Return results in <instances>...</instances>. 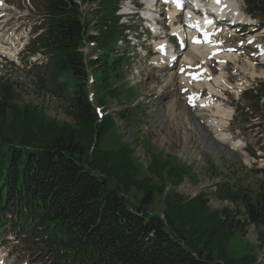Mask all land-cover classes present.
<instances>
[{"label":"trees","instance_id":"trees-1","mask_svg":"<svg viewBox=\"0 0 264 264\" xmlns=\"http://www.w3.org/2000/svg\"><path fill=\"white\" fill-rule=\"evenodd\" d=\"M58 1L51 2L52 15L57 16L60 11ZM48 25V35L57 54L51 63L55 77L69 75L77 82L68 110L72 123L47 119L36 107L19 110L11 104L14 98L10 89L0 86V227L11 226L7 219L10 216L16 218L14 226L22 230L33 220L36 226L30 229L34 236L38 235V228L44 227L46 232L51 229L59 237L55 244H62L72 264H255V258L248 254L225 263L220 259L213 261L209 254L203 257L199 251H191L184 238L182 228L190 222L183 221L180 223L183 227L179 225L177 229L169 225L166 210L163 220L148 214L147 208L159 188L151 186L149 178L136 180L137 164L126 146L110 151L101 146L105 144V135L112 131L113 120L105 116L98 123L87 100L84 65L75 51L78 23L53 17ZM112 67L106 70L102 66L98 70L97 81L103 88L109 87L107 76ZM255 94L249 96L257 107L261 99L264 102V90ZM107 97L116 96L108 91ZM156 167L165 173L164 180L172 184L181 182L184 170L176 164L158 161L152 168ZM132 187L142 191L136 208L125 199ZM163 190L161 186L160 191ZM216 194L220 200L237 199L244 206L248 218L241 212L239 216L262 229L264 243V194L252 201L249 197L238 198L222 186ZM167 199L166 209L172 204ZM202 199L198 197L189 203L197 201L205 218L218 220L219 233L232 226L233 230L242 231L237 223L209 212ZM188 204L179 205L178 212H187L183 208ZM206 236L210 237L209 241L203 238ZM212 237L213 234L202 231L201 245L212 242L210 251H222L221 240Z\"/></svg>","mask_w":264,"mask_h":264},{"label":"rangeland","instance_id":"rangeland-1","mask_svg":"<svg viewBox=\"0 0 264 264\" xmlns=\"http://www.w3.org/2000/svg\"><path fill=\"white\" fill-rule=\"evenodd\" d=\"M5 2L10 6H19L15 0H5ZM29 4L34 12L30 17V25L33 27L40 23L39 17L44 13L46 0H29ZM253 14L258 16V21L264 27V12L256 11ZM14 27L15 24H11V28ZM1 34L3 32H0V41H3L4 38ZM251 35L252 41L264 46V31H258ZM254 54H256L255 48L250 51V56ZM202 56L200 55L197 62L199 65L202 64ZM115 60V55L111 54L108 57L110 63ZM245 61L248 60L241 61L238 59L235 63H238L237 65L240 67V64H245ZM257 61L260 62L258 59ZM258 63L253 64L252 62L251 65L255 67L254 70L257 73L263 72L262 63L264 60L261 61V64ZM122 65L123 63L115 65L110 77L112 78L113 74L119 77L109 81L110 87L116 88L121 97L118 100L105 98V103H108L109 107H102L101 109L103 115L108 113L114 116L111 125L112 131L105 135V144L101 145L102 148H107L110 151L126 146L129 151H132V159L137 164L139 171L136 180L141 182L149 178L151 186L159 188V191L153 196V204L149 211L162 214L166 210L167 220L179 224L183 221L188 224L190 222L186 231L191 229L197 237L202 231L213 234L212 240L215 237L217 241L221 240L222 247L221 245L220 247L224 252V255H221L222 251L218 253L213 251V259L219 258L225 263L226 261L238 260L243 255L248 254L255 258V264H264L262 229L254 226L248 220L245 221L243 215L239 216V212H241L247 217L244 206L236 202L237 199L220 200L216 194L221 186L237 194L238 198L249 197L252 201L257 199L258 195L264 194V189H260V186H263L261 183H264V175L259 173L260 171L264 173V113L251 115V112L244 108L248 104L244 100L243 92L238 95V99L236 97L235 99L232 91H227L224 98L226 101L222 105L229 108L233 115L222 131L227 135L230 144L239 141L242 145L238 149H233L231 145H226L216 138L218 132L209 126L211 120H207L208 123H205L210 114H204L201 121L195 122L193 126L187 123V120L191 124L194 123L193 120L197 121L193 115L190 114L193 120L189 115L184 116V113L189 114L190 112L186 111L180 117L175 118L174 116H178L182 109L175 110V114L166 111V105L174 101V94L177 95L178 87H176V91L171 92L174 88H170L165 80H156L155 74L147 77H143V75L135 77L129 80V84H126L123 82ZM233 69V66L229 67L227 73L233 75ZM36 73L43 77L44 84L41 85L34 78L37 77ZM23 74L26 77L22 76ZM0 75V85L3 84L10 89L14 98L11 104L17 106L19 110L24 107H36L42 111L47 119H54L60 123H72V118L68 113V100L62 98L64 97L62 93L53 94V91L56 90L55 87L60 82L53 83L50 81L45 70L35 71L33 74L18 71L1 72ZM65 79L70 82V86L74 82L70 76H66ZM33 80L34 85L31 83ZM229 82L234 85L235 78H230ZM247 83L253 87L258 86L259 83H264V77L249 79ZM65 93L69 94L70 90ZM166 93L167 95H165ZM94 95L91 89L90 97L96 103ZM163 96L164 98L160 100ZM182 97L184 96L182 95ZM182 97L180 96V99L183 103ZM139 102L142 105L139 106L137 112L129 111ZM7 113L9 112L6 111ZM121 113L124 115L123 118L119 117ZM9 115L8 120L11 117ZM158 161L171 162L176 164L177 168L183 169L181 182L172 184L168 180H164L165 173L159 170V167L152 168ZM161 186H164L168 192L166 189L165 192L164 190L160 192ZM130 189L129 202L132 205H138L139 201L135 192L139 193L141 190L137 191L133 187ZM164 193L169 194L167 201L171 200L172 202L167 209L164 203ZM196 196L203 198L202 200L205 201L209 212L219 214L221 218L224 217L233 221L234 224L237 223L236 226H242V231L237 232V230H233L232 226L225 233H219L217 231L220 228L218 220L205 218L204 212L201 211V205L197 201L189 203L186 208H183L187 212H178L179 205H184L187 200ZM186 213H189V216ZM167 231L173 236L170 230ZM184 237L188 242L194 239L188 232L184 234ZM203 238L208 241L210 239L209 236ZM195 244L201 248V240L189 244L192 245L193 250ZM2 247L4 248L0 250V254L8 250L17 251L21 255L22 261L28 260L32 264H60L53 255L44 251L40 241L37 239L34 241L31 236L22 239L20 248L12 249L10 243L2 244ZM212 247V242H209L207 248Z\"/></svg>","mask_w":264,"mask_h":264},{"label":"bare ground","instance_id":"bare-ground-1","mask_svg":"<svg viewBox=\"0 0 264 264\" xmlns=\"http://www.w3.org/2000/svg\"><path fill=\"white\" fill-rule=\"evenodd\" d=\"M227 4H228V6L237 5L236 3L234 4L231 2H228ZM242 20H245V19L242 18ZM246 21L250 22V24L252 23V24H256V25H259V23H260V21L253 20V19H246ZM1 36H2V38L6 39V41H7L6 43L4 41H0L1 44L10 46L11 44L14 43V40H12L10 37H6L3 35H1ZM13 37H16V36H13ZM18 39L19 38L16 37V41H18ZM3 45H0V54H2L3 56H6V57L11 56L12 52L9 49V47L3 46ZM204 52L205 51L201 49V56L204 54ZM194 53L197 54V51H195ZM205 54H206V52H205ZM173 55L175 56V53H173ZM190 56L195 57L194 54H190ZM220 58H221V60L219 61V63H221V61H223V63L227 62V57L225 55H221ZM261 58L264 60V49H263V54H262ZM262 64L264 65V63H262ZM246 65H247V68L246 69L243 68L242 71H243V74L249 75L250 79L255 78V77H257V78L264 77L263 72L257 73L254 70L250 61H246ZM239 69H241V67H239ZM193 77H194L193 74L191 72H187V70H185V69L180 70V73H171L168 76L167 83L171 84V86L178 87V93H177V95L174 94V97H175L174 101H172L166 105V111L175 114V110L182 109L179 112L178 116H174L175 118L180 117V115H182L186 111L190 112L189 114L184 113V116L185 117L187 115L190 116V114L193 115V118L197 121H194L191 116H190V118H191V120H193L194 123L191 124L187 120V123L189 125H193V126L195 125V122L199 123L201 121V118L204 116L202 113L210 114L209 117H207L205 123L207 124L208 123L207 120H211L209 126H212L213 129L215 130V132H218V135L216 138H218L219 141L224 142L226 145H231V147L233 149L240 148V146H242V145L239 141L233 142L232 144H230L228 142L227 135L222 131L225 128V125H227V122L230 121V119L233 115L232 112L228 108L222 107L220 102H215L213 100H211L209 102L203 101L204 98H201V95H200L202 86H205L207 88L210 95L216 94V89L225 88L224 84H225V81L227 82V78L228 77L234 78L235 75L229 76L225 72V68H222V67H221L220 74L216 77H210V75L207 73V76H204V77H202V78H200L194 82L193 85H197V86L191 87V90H199V91L193 92L195 94L182 93V95L184 96V97H182L183 98V103H182L180 96H179V90L183 89V88H188L192 83ZM211 80H212V82H211ZM233 89H234L233 94L237 98L238 94L236 92H238L239 89H235V88H233ZM181 91H183V90H181ZM165 95H167V94H165ZM219 96H221V98H223V96L221 94ZM191 97H195V99L192 100V102H193L192 104L190 103ZM162 99H163V97H162ZM174 102H176L177 104ZM186 105H188V106H186ZM193 106H198V107H203V108L193 109ZM206 127H208V126H206ZM215 149L217 150L216 147H215Z\"/></svg>","mask_w":264,"mask_h":264},{"label":"snow or ice","instance_id":"snow-or-ice-1","mask_svg":"<svg viewBox=\"0 0 264 264\" xmlns=\"http://www.w3.org/2000/svg\"><path fill=\"white\" fill-rule=\"evenodd\" d=\"M193 79H195V77H193ZM195 99V97H191L190 98V102L192 101V100H194Z\"/></svg>","mask_w":264,"mask_h":264}]
</instances>
